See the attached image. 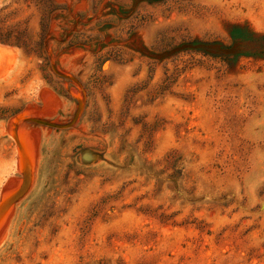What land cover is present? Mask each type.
Listing matches in <instances>:
<instances>
[{
	"label": "rangeland",
	"instance_id": "1",
	"mask_svg": "<svg viewBox=\"0 0 264 264\" xmlns=\"http://www.w3.org/2000/svg\"><path fill=\"white\" fill-rule=\"evenodd\" d=\"M0 264H264V0H0Z\"/></svg>",
	"mask_w": 264,
	"mask_h": 264
}]
</instances>
